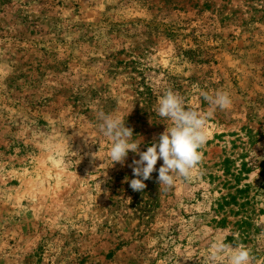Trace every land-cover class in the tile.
<instances>
[{"label": "rangeland", "instance_id": "rangeland-1", "mask_svg": "<svg viewBox=\"0 0 264 264\" xmlns=\"http://www.w3.org/2000/svg\"><path fill=\"white\" fill-rule=\"evenodd\" d=\"M169 88L207 117L202 161L133 191L99 114L146 151ZM217 238L264 264V0H0V264H207Z\"/></svg>", "mask_w": 264, "mask_h": 264}, {"label": "clouds", "instance_id": "clouds-1", "mask_svg": "<svg viewBox=\"0 0 264 264\" xmlns=\"http://www.w3.org/2000/svg\"><path fill=\"white\" fill-rule=\"evenodd\" d=\"M201 94L213 108L223 110L232 104L227 91L218 90L213 95L207 92ZM155 112L170 121L171 125L160 134L158 141L142 152L139 150L141 142L137 143L132 139L133 130L126 127L120 116L99 114V130L111 141L108 157L112 165H124L130 151L139 156V159H134L132 164L128 165L136 178L130 181L125 178L133 191L142 192L146 188L144 181L152 178L158 160L163 163L158 169L157 180L165 191L175 186L177 177L191 180L194 170L202 161L200 149L208 139L207 117L192 107H186L184 98L170 88L160 95ZM93 157H97L96 153ZM225 259L227 264H251L253 257L246 246H231L217 238L210 246L207 264H223Z\"/></svg>", "mask_w": 264, "mask_h": 264}, {"label": "trees", "instance_id": "trees-1", "mask_svg": "<svg viewBox=\"0 0 264 264\" xmlns=\"http://www.w3.org/2000/svg\"><path fill=\"white\" fill-rule=\"evenodd\" d=\"M245 223H247V222H245ZM247 225H251V223L249 222V223H247ZM251 226H249L248 228H250Z\"/></svg>", "mask_w": 264, "mask_h": 264}]
</instances>
